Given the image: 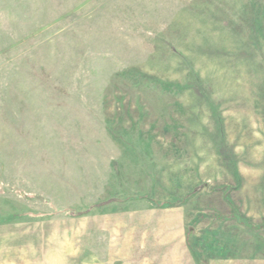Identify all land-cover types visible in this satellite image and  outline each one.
<instances>
[{
  "label": "rangeland",
  "instance_id": "1",
  "mask_svg": "<svg viewBox=\"0 0 264 264\" xmlns=\"http://www.w3.org/2000/svg\"><path fill=\"white\" fill-rule=\"evenodd\" d=\"M0 216V264H264V0H0Z\"/></svg>",
  "mask_w": 264,
  "mask_h": 264
},
{
  "label": "trees",
  "instance_id": "2",
  "mask_svg": "<svg viewBox=\"0 0 264 264\" xmlns=\"http://www.w3.org/2000/svg\"><path fill=\"white\" fill-rule=\"evenodd\" d=\"M43 73V72H42ZM43 75H46L45 73H43ZM109 201H111V199H107V200H105L104 202H98V203H96V204H91V205H89V206H87V207H85V208H83V209H76V210H71V211H69V214H74V215H81V214H83V213H86L87 211H88V208H90V207H95V206H97V205H101L102 203H106V202H109ZM40 215H42V213L41 212H33V211H26V212H24V214H23V216L24 217H26V216H29V217H39ZM10 217H8V216H0V219L1 220H8Z\"/></svg>",
  "mask_w": 264,
  "mask_h": 264
}]
</instances>
